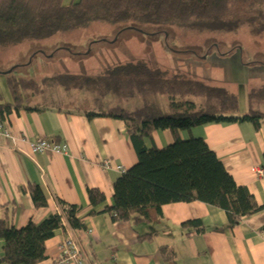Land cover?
Masks as SVG:
<instances>
[{
  "label": "trees",
  "instance_id": "obj_1",
  "mask_svg": "<svg viewBox=\"0 0 264 264\" xmlns=\"http://www.w3.org/2000/svg\"><path fill=\"white\" fill-rule=\"evenodd\" d=\"M65 1L0 0V48L44 40L97 21L121 26L118 33L151 25L197 33L235 34L244 31L252 37H264V0ZM11 72H7L6 82L16 98L18 79L8 76ZM20 81L29 83L28 80ZM51 81L66 90L86 89L99 96L142 99L143 105L134 110L116 106L107 112L81 111L88 119L107 116L124 121L137 161L114 181L111 206L95 210L105 197L98 189H88L90 208L84 214L82 206L56 199L59 210L40 223L30 221L17 229L8 214L1 216L3 248L0 264L40 263L45 258V241L57 230H87L83 215L107 213L113 221L149 222L151 213L161 217V207L165 204L199 201L223 210L228 228H233L244 217L262 209L246 187L236 184L203 139H182L180 134L212 123L248 121L257 128L264 122V84L252 87L247 93L248 102L263 109L249 108L240 113L238 96L227 88L209 86L142 60L118 64L95 75L54 74L48 79ZM197 95L212 98L216 104L206 98L208 106H213L208 110L198 109L195 103L186 99ZM157 96L168 97L166 109L157 103ZM11 106L14 105L0 104V121L5 119ZM42 108L26 109L41 111ZM162 130L170 131L173 142L161 149L146 147L145 140L155 131ZM29 190L36 208L47 205L39 186H30ZM182 226L197 232L204 230L199 219L187 221Z\"/></svg>",
  "mask_w": 264,
  "mask_h": 264
},
{
  "label": "crops",
  "instance_id": "obj_2",
  "mask_svg": "<svg viewBox=\"0 0 264 264\" xmlns=\"http://www.w3.org/2000/svg\"><path fill=\"white\" fill-rule=\"evenodd\" d=\"M25 107L40 108L14 105L0 121L15 137L12 142L0 136V217L8 214L17 229L30 221L40 223L59 210L56 199L82 206L84 214L90 208L88 189H98L105 197L95 210L111 206L114 181L137 161L124 121L88 119L82 110ZM180 136L203 139L262 209L233 228H228L223 210L199 201L165 204L161 217L151 213L149 222L113 221L107 213L83 215L87 230H57L45 241V258L38 264H56L59 246L68 236L79 239L85 264H264V177L252 169L264 167V122L257 128L248 121L212 123ZM39 139L66 144L67 150L34 154L29 141ZM173 140L170 131L162 130L145 144L161 149ZM34 185L43 190L46 206L33 205L29 187ZM195 219L201 220L202 232L182 226ZM2 248L0 240V256Z\"/></svg>",
  "mask_w": 264,
  "mask_h": 264
},
{
  "label": "rangeland",
  "instance_id": "obj_3",
  "mask_svg": "<svg viewBox=\"0 0 264 264\" xmlns=\"http://www.w3.org/2000/svg\"><path fill=\"white\" fill-rule=\"evenodd\" d=\"M120 28L97 21L44 40L0 48V71L10 70L8 76L18 79L15 85L18 95L14 98L6 82L7 73L0 72V103L51 106L67 111L107 112L116 106L134 110L143 105L142 99L99 96L86 89L66 90L48 79L64 73L95 75L118 64L142 60L209 86L227 88L238 96L240 113L249 108L263 109L250 104L247 93L252 87L264 84V37H252L244 31L197 33L151 25L118 33ZM206 98L203 95L186 97L198 109L208 110L216 101L207 98L213 102L208 106ZM156 101L167 108V96H157Z\"/></svg>",
  "mask_w": 264,
  "mask_h": 264
},
{
  "label": "built area",
  "instance_id": "obj_4",
  "mask_svg": "<svg viewBox=\"0 0 264 264\" xmlns=\"http://www.w3.org/2000/svg\"><path fill=\"white\" fill-rule=\"evenodd\" d=\"M0 136L12 142L15 141L11 129L3 123H0ZM17 140L18 138L16 137V141ZM29 147L34 154L44 152L59 153L67 150L66 144L57 145L44 139L29 141ZM108 165L107 161H103L102 166L104 168H108ZM252 169L255 174L264 177V167H253ZM56 264H85L84 253L75 239L68 236L59 246V256L56 260Z\"/></svg>",
  "mask_w": 264,
  "mask_h": 264
},
{
  "label": "water",
  "instance_id": "obj_5",
  "mask_svg": "<svg viewBox=\"0 0 264 264\" xmlns=\"http://www.w3.org/2000/svg\"><path fill=\"white\" fill-rule=\"evenodd\" d=\"M9 71H10V70H9ZM9 71H7V72H9ZM7 72H1V73H5V74H6Z\"/></svg>",
  "mask_w": 264,
  "mask_h": 264
}]
</instances>
